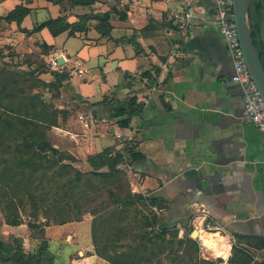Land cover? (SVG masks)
<instances>
[{"label": "crops", "instance_id": "obj_1", "mask_svg": "<svg viewBox=\"0 0 264 264\" xmlns=\"http://www.w3.org/2000/svg\"><path fill=\"white\" fill-rule=\"evenodd\" d=\"M22 3L30 12L20 25L2 21L0 27H6L9 45H15L8 38L11 32L17 39L37 38L49 45V58L64 57V80L52 98L65 102L66 87L82 109L77 115L89 121L84 127L74 115L62 128L74 137L76 157L83 160L106 147H113V154L122 152L125 161L119 168L128 164L124 170L130 175L131 192L162 196L168 208H152L159 222L176 224L179 237L184 235L183 224L196 229L197 236L190 237L199 242L204 258L212 254L228 264L235 232L264 240V136L244 120L241 88L231 80L232 61L213 0H98L92 6L0 0V17ZM50 11L54 16L39 18ZM90 11H110L109 33L99 34L95 22L84 32L66 30L55 37L46 28L30 35L19 29L30 30L57 16L74 22ZM174 14H188L185 31ZM70 39L78 44L69 50ZM257 39L261 42L259 35ZM75 60L87 70L82 75L73 72ZM132 111L129 125L121 127L118 121ZM91 120L94 130L88 131ZM114 131L131 135L130 144L120 143ZM128 144L142 156L140 161L132 162L124 151ZM0 223V232L20 238L24 246L37 242L27 224ZM219 223L227 232L207 231L219 230ZM38 229L47 253L41 264H110L94 252L90 219ZM242 246L253 261L260 259L261 253L251 251L259 250Z\"/></svg>", "mask_w": 264, "mask_h": 264}, {"label": "trees", "instance_id": "obj_2", "mask_svg": "<svg viewBox=\"0 0 264 264\" xmlns=\"http://www.w3.org/2000/svg\"><path fill=\"white\" fill-rule=\"evenodd\" d=\"M53 4L67 3L70 6H92L98 0H47ZM262 0H251L250 3V22L252 28V37L254 43L260 50L261 61L264 66V44L257 39L260 30V21ZM253 8V10H252ZM30 12V8L22 3L16 5L5 16L0 17V22H15L18 26L25 16ZM254 13V14H252ZM110 11H99L84 13L79 15L74 22H68L64 16H57L50 18L32 29L28 30L20 28L22 33L30 35L34 32H39L46 28L51 36L55 37L60 33L70 30V32H84L91 22L94 23V29L101 35L110 32L111 25L109 23ZM42 49L47 53L51 47L45 43H40ZM57 84H46V87L53 91H58V87L64 80V75L55 73ZM16 80L14 77L0 76V212L3 216L4 222L11 226H17L23 221L22 211L29 207L31 210V218L38 220L39 213L42 211L44 222L49 224L52 216V208H61L64 206L69 212L75 214V218L71 220H80L81 217L88 213L90 215L98 216L99 212L94 208L83 210L82 204L79 203L77 197L78 180L68 175L61 168L57 167L58 163L70 159L75 161V157L65 154L64 151L49 147L43 132L36 129L44 125H53L56 123V116L54 113L65 114L66 111L53 107L54 113L49 111L52 107L51 101H45L44 95L39 93H28L25 96L18 97L16 93ZM56 82V81H55ZM20 92V90H18ZM53 96L56 95L52 93ZM52 96V97H53ZM120 116L124 115L123 108L120 109ZM135 111H132L126 118L118 121L121 127H127ZM137 113V111H136ZM41 144L44 147L43 151L37 149V145ZM130 144V143H129ZM125 145L124 151L128 152L132 162H138L142 156L134 151L132 145ZM48 147L52 149L55 158H51L47 154ZM113 147H106L98 153H93L87 156L86 161L90 168L100 177L101 187L104 188L107 201H102V205L110 203L119 212H124L126 206L134 204L135 201L140 202L147 208L152 210L153 207L157 209H167V201L162 196H145L137 193H128L124 197H117L115 195L112 184L115 183L113 178H118L123 171L119 165L123 161L122 152L113 154ZM102 170V171H101ZM66 178L65 186L58 187L60 190L52 191L50 182H55L56 178ZM64 187V189H63ZM91 187V186H90ZM93 190V189H92ZM88 201L94 198L90 196ZM106 200V199H104ZM152 212L151 220L148 216H142V223L138 226V238H133L136 241L130 244L128 251L119 257H112L107 253V247H101L98 239L95 223L91 224V242L94 252L100 258L108 261L111 264H143L151 263L145 254L157 256L155 254L164 253L167 249L172 250V245L175 243L180 245L185 243L183 251L185 255H189V251H198V241L190 237L192 231L191 226L187 224L181 225L184 229L183 236L176 239L178 228L176 224L160 223V217L155 212ZM56 218V217H55ZM190 219V218H189ZM67 219H62L58 222H65ZM43 222V221H42ZM41 222L27 221L29 228L40 226ZM45 225V224H41ZM235 239L231 245V255L228 258V264H264V240L261 237L247 236L242 233H233ZM22 244V243H21ZM247 244L258 249L261 253L260 259L253 261V256L248 250L242 246ZM23 245V244H22ZM4 250H3V249ZM6 248V249H5ZM0 235V250L6 254L5 259L11 260L13 264H41L43 258H46V244H40L36 250L29 253L22 248L13 250L5 246ZM0 251V252H1ZM173 251H169L172 254ZM170 256L169 254L167 255ZM181 258V256L179 257ZM197 258V257H196ZM138 259V261H135ZM158 261V260H157ZM182 260L173 259V263L180 264ZM212 264L205 259H196L194 263L190 264ZM189 264V263H184Z\"/></svg>", "mask_w": 264, "mask_h": 264}, {"label": "rangeland", "instance_id": "obj_3", "mask_svg": "<svg viewBox=\"0 0 264 264\" xmlns=\"http://www.w3.org/2000/svg\"><path fill=\"white\" fill-rule=\"evenodd\" d=\"M51 16H54L52 11H50V14L44 12L43 14H41V17L39 18L45 19ZM5 28L0 27V76L14 77V79L17 81L15 84L16 87L15 92L18 93V97L25 96L28 93L31 94L39 93L41 95H44L45 101L47 102L51 101L53 105L49 109L50 112L53 111L52 114L55 111L53 107H55L56 105L57 106L63 105L64 109L62 110L66 111V113L64 115L61 114L60 111L58 112V114L54 113L53 115L54 118L56 116L55 124L50 126L44 125L41 127H36V129L43 132L44 137L49 144V147H54L55 149L64 151L65 154L67 153L68 155H72L73 157H75L76 159L75 161L73 160L71 161L70 159L64 160L61 163H58L57 167L61 168L62 171H64L68 175L78 180L77 197L80 198L79 203L82 204L83 210L94 208L99 212L98 216L96 217L94 215H90L86 213L81 217L80 220L90 219L91 224L92 222H94L101 247L104 246L107 247L108 255L112 257H119V255H122L128 251L129 248L128 246L130 244L132 243L134 244L136 242L134 241L133 238L135 237L138 238L139 236V233L137 231H138V226L140 225V223H142L141 217L148 216L150 218L149 219L150 221L152 216V212L150 211L154 212V210L153 209L150 210V208H147L146 206H144L143 204L137 201H135L134 204L126 206L124 212H119V208L114 207L110 203H106L104 205L101 204L102 201H107V198L104 193V188L101 187L100 177H98L95 171H93L88 165L86 161L87 154L85 155V152H83V155H85L84 156L85 158L83 160L80 159L81 157L79 156L76 157V154H74L76 148L73 146L75 143L74 137H71L70 134H68L66 131L62 129L67 124V120L70 119L72 116L75 115L77 116L78 119L77 113L78 112L81 113L82 109L79 108L77 102H73L74 100L71 98V92L66 87L62 89V94L65 95V97L63 96V99H66L65 102H63V100H61L62 102H59L58 100H56V98H52L53 96L52 93L54 92L51 91L52 90L51 88L46 87V84L49 83H51L52 85L57 84L55 73H59V75L63 73L61 72L63 71V68L61 67L62 64L59 65V67L61 68H57V69L51 68V65L48 62L49 61L48 53L45 51V49H42L40 45V40L39 39L37 40V38L36 40L28 37L24 39L23 38L17 39L12 35L11 32H8L9 33L8 38L10 39L13 38L12 41L13 43H15V45H9V41L11 40H7V36H5V31H3ZM77 44H78V40L70 39L67 45L69 46L68 49L69 50L74 49ZM18 90H20V92ZM50 96L52 99L49 98ZM51 109L53 110L51 111ZM88 115L92 119L93 117L92 112L89 111ZM93 130H94V122L93 120H91V129L88 131H93ZM49 147L47 150V154L50 155L51 158L53 159L56 157V154L53 155L52 149H50ZM121 170L123 171L119 174V177L113 178L115 183L112 184L115 195L119 198L124 197L128 193H132L131 192L132 186L130 185L129 172L127 173L124 170V168H122ZM65 181H66L65 177L56 178L55 182L52 181L50 182V185H52L50 189H52V191L60 190L58 187H62ZM83 196H90L91 198L94 199L92 201H88L89 197H83ZM30 210L31 209L29 207H26V209L22 211L23 221L25 222V224L29 220L41 222L39 224L40 226L41 224L47 223L46 221L44 222L43 219L44 212L41 211L39 213L40 215L38 217V220L37 219L35 220L34 218H31ZM50 215L52 216L51 220H53V221H49L50 223H58V221H61L64 218L67 220H71L75 218V214L73 212L72 213L69 212V210H67L64 206H62V204H61V208H58V210L57 208H52ZM0 222L5 223L1 212H0ZM219 225L221 224L219 223ZM40 226L30 228L32 229V233L35 235V237L33 238L37 239V242L33 243L34 246H28V245L24 246L21 244L22 240L20 238L15 237L14 235L11 234H4L0 232L1 239L4 242V248L6 246L8 248H12L14 251L19 248H22L24 251L29 253L35 251L38 245L43 243L45 244L43 239H41L42 235L39 234L38 228ZM207 231L208 232L221 231L222 234L227 232L226 229L223 228V225L220 226L219 230L210 228ZM183 236H187V234H184ZM179 238L181 237H179V235L177 234L176 239ZM234 241L235 239L231 238V243H234ZM171 247L172 250H170L169 248L164 253L155 254L157 256H151L147 253L145 254V257L151 263H145V259H142L141 262H143V264H176L173 263V259L175 258H177L178 261L182 260L180 264L194 263L198 258L205 259L211 262L212 264H223L224 262L222 258L215 257L212 254L206 253L205 256L207 258L202 257L200 251L201 247L199 242H198V251L196 253L194 251H189V254L191 256L185 255V252L183 251L185 247V243H182L180 245L174 243ZM246 249L248 250V248ZM169 251L170 252L173 251L172 254H170ZM251 251L260 254V252H257L256 250L252 249ZM168 254L170 255L169 257L167 256ZM5 256L6 254L1 251L0 264H13L11 260L5 259ZM180 256L181 258H179ZM135 261H138V259H135Z\"/></svg>", "mask_w": 264, "mask_h": 264}, {"label": "built area", "instance_id": "obj_4", "mask_svg": "<svg viewBox=\"0 0 264 264\" xmlns=\"http://www.w3.org/2000/svg\"><path fill=\"white\" fill-rule=\"evenodd\" d=\"M213 2L215 20L223 37L226 50L232 61L231 80L237 83L241 88L244 120L251 123L264 136V103L250 76L242 54L233 18L232 0H213ZM173 17L180 21V27L185 31L188 14H174ZM58 57L59 56L56 54L50 56L48 62L51 65V68H61L57 61ZM86 71V69L82 68L80 61L75 60L73 62V72L75 74L82 75ZM78 120L84 127H89V121L83 115H78ZM113 136L123 144H127L131 141V135H124L120 131H114ZM122 166L124 169L128 168L127 163H123Z\"/></svg>", "mask_w": 264, "mask_h": 264}, {"label": "water", "instance_id": "obj_5", "mask_svg": "<svg viewBox=\"0 0 264 264\" xmlns=\"http://www.w3.org/2000/svg\"><path fill=\"white\" fill-rule=\"evenodd\" d=\"M250 3L251 0H232L233 18L236 25L242 54L247 65L250 76L259 92L264 103V66L260 57V50L253 41L252 28L250 22ZM263 11L258 35L261 42L264 44V0H262ZM61 65L64 62L62 56L57 58ZM39 151H43L44 147L41 144L37 145ZM190 236L195 238L197 230H192Z\"/></svg>", "mask_w": 264, "mask_h": 264}, {"label": "bare ground", "instance_id": "obj_6", "mask_svg": "<svg viewBox=\"0 0 264 264\" xmlns=\"http://www.w3.org/2000/svg\"><path fill=\"white\" fill-rule=\"evenodd\" d=\"M209 238L212 239V237H209ZM213 246H214V250H215L216 254H220V252H218L217 245L214 244Z\"/></svg>", "mask_w": 264, "mask_h": 264}]
</instances>
